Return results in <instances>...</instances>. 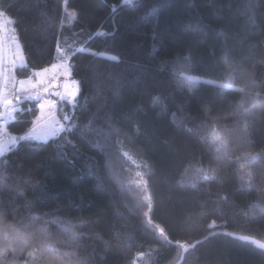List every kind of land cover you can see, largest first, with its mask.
Instances as JSON below:
<instances>
[{"label":"trees","instance_id":"obj_1","mask_svg":"<svg viewBox=\"0 0 264 264\" xmlns=\"http://www.w3.org/2000/svg\"><path fill=\"white\" fill-rule=\"evenodd\" d=\"M0 10L24 51L16 77L55 64L59 43L81 88L71 132L0 158V264H264V0ZM40 101L18 102L9 133Z\"/></svg>","mask_w":264,"mask_h":264},{"label":"rangeland","instance_id":"obj_2","mask_svg":"<svg viewBox=\"0 0 264 264\" xmlns=\"http://www.w3.org/2000/svg\"><path fill=\"white\" fill-rule=\"evenodd\" d=\"M3 25H4V37H5V65H8V61L12 59V52H14L17 48V36L16 34L13 35V39L11 42H9L7 40V37L9 35L12 34V30L14 28L13 24L9 23L7 19H5V17L3 18ZM18 44H19V48L20 50H22V54H23V58H24V62L26 64V60H25V56H24V51L22 48V45L20 43V41L18 40ZM19 61H17V66L12 70V75H14V71L17 67L19 66ZM56 67H49L47 69L48 72H43L41 71H34L30 76L26 77V78H18L15 75V79L18 80H29L31 79L32 83L27 85V87H29L30 92L29 94H26L24 97H29L32 96L33 98H35L37 95L42 98V100L39 103V110L40 113L37 117V119L35 120L34 126L32 127V129H30L27 133L23 134V135H14L9 133L7 126L8 124L13 121L16 118V114L19 110H21L20 106L18 105V102L14 100V107H15V111L13 113L12 116H5L2 119H0V142H2L4 144L5 147V151L2 155H0V158L4 155H6L13 147H15L20 141H22L21 139H19V137L22 136H30L32 134V130L35 129L36 134H41L43 135L46 132H50L51 129L53 127L57 126V121H59L60 123H64L65 125H71V119H72V113L75 109V106L78 102L79 99V95H80V83L77 80H73L71 79V81H74L73 83H70L68 85H66V95L68 96L67 99V104H65L62 107V110L60 112L57 111V109H59V103H57L58 97L61 95V97H63L62 99H64V94L61 90L64 89V87H61L59 90H47L44 91L45 88L47 87H43V84H47V86H51L54 83V80H52L54 78V74H58V76H60L67 84V77L69 73V67L65 68V66L61 63V59L58 60L55 64ZM35 72H40L41 75L40 76H35L34 73ZM52 76L50 79L48 78L47 80H45V78ZM66 77V78H64ZM45 80V81H44ZM44 82V83H43ZM51 82V83H50ZM49 84V85H48ZM32 85H35V88H32ZM55 86V85H53ZM58 86V85H56ZM69 86V87H68ZM16 87L18 88L19 85L17 84ZM48 89V88H47ZM68 89V90H67ZM78 90V95L75 96V105L72 103V93L76 92ZM15 91V89H14ZM51 91V92H50ZM57 95V99L55 98V102H54V96L53 95ZM63 95V96H62ZM23 99V98H22ZM37 99V98H35ZM44 104V108L41 109L40 104ZM57 106V108H56ZM65 116L70 117L69 121H65L63 118ZM61 133H58L55 136L52 135H47L44 139L41 140H33V139H25V140H33V141H39V142H45L48 141L52 138H56L60 135ZM10 137H16V143L14 145L11 146V148L9 149V138ZM136 185L139 186L141 188V191L146 195V191H145V185H144V181H142V177L141 175H139L138 173L136 174ZM162 228H160L161 230ZM160 230L157 228L158 234L159 236L164 240V241H170V239L167 237V235H161L160 234ZM256 244L259 245L260 243H264L263 241H259V240H255Z\"/></svg>","mask_w":264,"mask_h":264},{"label":"snow or ice","instance_id":"obj_3","mask_svg":"<svg viewBox=\"0 0 264 264\" xmlns=\"http://www.w3.org/2000/svg\"><path fill=\"white\" fill-rule=\"evenodd\" d=\"M125 4H132L133 0H124ZM75 15V13H73ZM6 16V10H0V118H3L5 116H12L15 107H14V100L20 101L26 94H29L30 89L27 87V85L31 84V79L29 80H16L15 76L12 75V70L17 66V61H19L20 66L27 67V65L24 62L22 50L19 48L18 44V38H17V48L14 52H12V59L8 61V65H5V37H4V25H3V18ZM8 22L11 24H14V21L11 19V17H8ZM15 34V29L13 28L12 34L7 37V40L9 42L12 41L13 35ZM82 51V49H79ZM57 53L61 57V63L65 66L66 70L70 66L69 62L72 59V57L75 55V51H68L65 48H62L60 44H57L56 48ZM93 55H96L93 53ZM112 59H116V57H113ZM52 67H56V65H52ZM49 69L45 68L42 71L48 72ZM35 76H40V72H35ZM55 79V78H53ZM51 83V82H50ZM19 85L17 88L16 85ZM11 85L15 91L8 92L6 91L8 89V86ZM32 88H35V85H32ZM44 91H47V88L44 89ZM72 103L75 105V96L78 95V90L76 92H73L72 94ZM29 98H32V96H29ZM35 98L39 99L40 97L37 95ZM63 98V97H62ZM44 104H40L41 109L44 108ZM65 121H69L70 117L65 116L63 118ZM115 131H119L118 129H114ZM72 128L69 125H65L64 123H60L57 121V126L53 127L50 132H46L43 135L36 134L35 129L32 130V134L30 136H22L19 137L21 140L25 139H33V140H41L44 139L47 135L55 136L58 133L62 132H71ZM16 137H10L9 138V149L12 145L16 143ZM70 143V141H69ZM5 151L4 144L0 142V155H2ZM205 179H209V177L205 176ZM215 226V222H213V225ZM160 234L164 235L163 229L160 230ZM75 235V233H73ZM247 239V238H244ZM261 249H264V243H260L258 245ZM181 247H183L181 245Z\"/></svg>","mask_w":264,"mask_h":264},{"label":"crops","instance_id":"obj_4","mask_svg":"<svg viewBox=\"0 0 264 264\" xmlns=\"http://www.w3.org/2000/svg\"><path fill=\"white\" fill-rule=\"evenodd\" d=\"M20 66V65H19ZM20 67H22V66H20ZM70 68V67H69ZM69 73H70V69H69ZM52 76H49V77H47V78H45V80H47L48 78L50 79ZM54 78L55 79H52V80H54V83L51 85V86H47V84L45 83V84H43V87H47L48 89L47 90H52V89H54L55 91L56 90H59L61 87H64V89L63 90H61L62 92H63V94H64V99H62V97H61V95L58 97V100H57V103H59V109H57V111L58 112H60L61 110H62V107L64 106V104H66L67 103V99H68V96L66 95V90H65V88H66V85H68V84H70V83H73L74 81H71V78H70V74H68V77H67V84H66V82H64V83H62L64 80L60 77V76H58V74H54ZM64 78H66V77H64ZM44 80V81H45ZM44 83V82H43ZM49 85V84H48ZM53 85H55V86H53ZM56 85H58V86H56ZM69 87V86H68ZM68 90V89H67ZM60 91V90H59ZM51 92V91H50ZM54 96V102H55V98L57 97V95H53ZM63 96V95H62ZM57 99V98H56ZM63 103V104H62ZM56 108H57V106H56Z\"/></svg>","mask_w":264,"mask_h":264},{"label":"built area","instance_id":"obj_5","mask_svg":"<svg viewBox=\"0 0 264 264\" xmlns=\"http://www.w3.org/2000/svg\"><path fill=\"white\" fill-rule=\"evenodd\" d=\"M6 91H8V92H12V91H14V89L11 87V85H9V86H8V89H7Z\"/></svg>","mask_w":264,"mask_h":264},{"label":"water","instance_id":"obj_6","mask_svg":"<svg viewBox=\"0 0 264 264\" xmlns=\"http://www.w3.org/2000/svg\"><path fill=\"white\" fill-rule=\"evenodd\" d=\"M41 98H39V100H40ZM15 104V103H14ZM0 119H2V118H0Z\"/></svg>","mask_w":264,"mask_h":264}]
</instances>
